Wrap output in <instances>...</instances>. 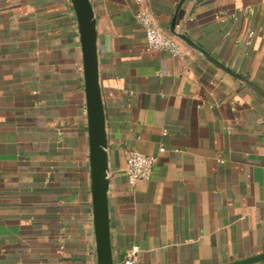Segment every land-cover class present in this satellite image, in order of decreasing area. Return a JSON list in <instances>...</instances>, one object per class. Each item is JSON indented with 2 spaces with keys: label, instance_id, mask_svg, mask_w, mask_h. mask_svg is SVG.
Wrapping results in <instances>:
<instances>
[{
  "label": "crops",
  "instance_id": "obj_1",
  "mask_svg": "<svg viewBox=\"0 0 264 264\" xmlns=\"http://www.w3.org/2000/svg\"><path fill=\"white\" fill-rule=\"evenodd\" d=\"M109 140L115 264H225L264 252V0H92ZM79 25L71 0H0V264H98ZM165 147L166 151L161 152ZM155 155L128 185V153ZM264 264V262L258 263Z\"/></svg>",
  "mask_w": 264,
  "mask_h": 264
},
{
  "label": "water",
  "instance_id": "obj_2",
  "mask_svg": "<svg viewBox=\"0 0 264 264\" xmlns=\"http://www.w3.org/2000/svg\"><path fill=\"white\" fill-rule=\"evenodd\" d=\"M79 25L84 71L87 124L89 136V165L91 177L92 213L94 220L95 254L98 264H115L111 240L109 191L111 168L107 118L100 75L99 35L97 16L92 0H71ZM177 14L170 27L172 36L183 41L199 55L223 70L244 86L264 97V89L245 75L220 62L187 34L176 29ZM264 262V252L225 264H258Z\"/></svg>",
  "mask_w": 264,
  "mask_h": 264
},
{
  "label": "built area",
  "instance_id": "obj_3",
  "mask_svg": "<svg viewBox=\"0 0 264 264\" xmlns=\"http://www.w3.org/2000/svg\"><path fill=\"white\" fill-rule=\"evenodd\" d=\"M141 5L144 0H135ZM139 26L144 30L146 44L151 51H164L174 56L183 54L181 41L172 35L166 34L155 22L153 14L145 8H140L135 15ZM166 148L162 147L161 152ZM157 163V157L141 152L137 149L131 150L126 158L125 173L128 179V185L134 187L139 181L150 180L153 177L154 168ZM138 250L136 247L126 251L121 264H136Z\"/></svg>",
  "mask_w": 264,
  "mask_h": 264
}]
</instances>
